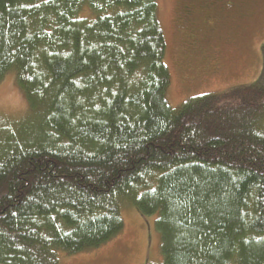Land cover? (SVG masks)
I'll list each match as a JSON object with an SVG mask.
<instances>
[{
	"label": "trees",
	"instance_id": "1",
	"mask_svg": "<svg viewBox=\"0 0 264 264\" xmlns=\"http://www.w3.org/2000/svg\"><path fill=\"white\" fill-rule=\"evenodd\" d=\"M164 55L156 0H0L32 120L0 141V264L99 248L123 203L157 215L163 264H264V44L258 81L176 109Z\"/></svg>",
	"mask_w": 264,
	"mask_h": 264
},
{
	"label": "rangeland",
	"instance_id": "2",
	"mask_svg": "<svg viewBox=\"0 0 264 264\" xmlns=\"http://www.w3.org/2000/svg\"><path fill=\"white\" fill-rule=\"evenodd\" d=\"M169 73L165 101L176 109L190 98L223 94L258 81L264 44V0H156ZM80 18H91L85 6ZM23 91L10 71L0 82V141L31 123ZM26 128V127H25ZM123 230L99 248L57 251V264H163L157 215L120 207Z\"/></svg>",
	"mask_w": 264,
	"mask_h": 264
}]
</instances>
